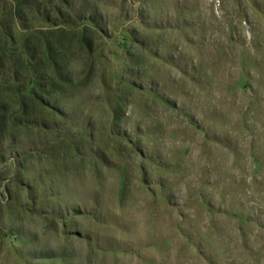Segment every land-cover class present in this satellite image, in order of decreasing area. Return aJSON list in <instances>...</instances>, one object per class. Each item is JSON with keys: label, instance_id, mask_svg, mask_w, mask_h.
I'll return each mask as SVG.
<instances>
[{"label": "rangeland", "instance_id": "rangeland-1", "mask_svg": "<svg viewBox=\"0 0 264 264\" xmlns=\"http://www.w3.org/2000/svg\"><path fill=\"white\" fill-rule=\"evenodd\" d=\"M0 264H264V0H0Z\"/></svg>", "mask_w": 264, "mask_h": 264}]
</instances>
